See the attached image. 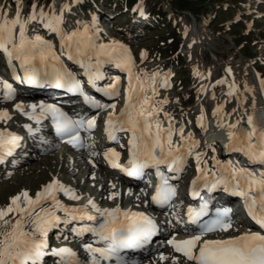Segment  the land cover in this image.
Listing matches in <instances>:
<instances>
[{
  "label": "snow or ice",
  "instance_id": "1",
  "mask_svg": "<svg viewBox=\"0 0 264 264\" xmlns=\"http://www.w3.org/2000/svg\"><path fill=\"white\" fill-rule=\"evenodd\" d=\"M14 2L16 10L13 16H9L5 6L0 4V53L6 56V62L13 71L16 68L13 62H19L28 84L51 83L70 91H81L85 85H91L105 95L118 96L119 76L107 86L97 87L96 82L104 79L101 67L114 62L116 67L127 73L124 107L117 112L115 104L110 105L112 111L103 120V130L109 141L119 142L121 134L127 136L126 162L121 163V153L115 148H108L104 152L105 159L113 169L136 178H143L146 170L154 169L159 182L150 200L155 205L170 207L177 191L171 181L180 178L188 158L193 157L197 176L191 181V195L199 196L201 189L212 193L223 186L225 191L244 198L248 216L260 229L227 238H206L208 233L234 230V225L229 215L230 209L217 210L213 218L203 219L208 216V201L202 198L198 208L189 206L187 209L188 223L196 225L193 234L183 239L170 234L171 238L167 240V244L179 255L169 257L161 253L159 260L171 259L172 264H181V258L184 264H264V130L257 127L254 116L245 115L230 121L226 117H231L232 113H225L223 105H217L212 112L217 127L227 129L226 150L242 154L251 164H259V170L243 165L239 160L221 161L215 155L211 157L210 165L209 160L205 159L207 153L196 151L200 141L194 138L192 132L185 135V124L181 122L177 126L175 117L164 111L169 100L160 97L159 89L171 87L170 72L163 76L158 70L149 73L141 69L139 73L135 72V62L126 45L118 41L98 43L99 29L95 16L91 17V23L76 20L75 27L66 28L65 24L72 23L65 17V13H71L68 3L57 10L55 0L46 6L33 2L25 16L23 0ZM73 3H79V0H73ZM139 10L143 15L142 8ZM41 31H45L46 35L40 34ZM57 38L59 49L53 43ZM140 55L142 60L146 59L147 52L142 51ZM62 57L79 65L87 80L78 79L63 64ZM226 71L231 75V68ZM195 74L203 79L201 73ZM224 83V79L216 81V84ZM2 86L4 98L13 99L15 88L8 82H3ZM200 91H206V88L202 85ZM234 91L235 86L230 85L228 95L231 96ZM86 99L97 110L109 107L93 97ZM14 107L37 124L51 116L59 138L73 147H92L84 144L80 132H91L97 127L96 115L74 119L60 107L43 101L29 104L28 111H25L22 102L16 103ZM8 119H11L8 111L0 110V120ZM205 121L206 116L201 107L197 124L204 131L207 130ZM25 127L30 134L40 131L31 124ZM174 136L179 139L174 140ZM22 139L6 129L0 130V164L21 147ZM41 144L49 142L41 137ZM208 148L215 153L214 145L209 144ZM91 155L96 156L97 153L93 151ZM161 166H165L167 172L173 175H166ZM111 187L116 189L115 184ZM59 192L70 199L81 198L74 189L53 179L36 193L35 198L23 190L12 196L5 207H0V228L4 229L0 231V264H41L48 247L47 237L52 229L58 228L61 223L97 220V217L87 214L88 205L103 218L96 226L83 225L73 229L78 234L94 233L98 241L103 242V246L86 245L91 257L88 264L113 260L115 264H129L122 253L125 250L143 249L157 235L156 222L142 212L121 210L119 206L101 209L91 199L82 207L70 208L57 198ZM141 193H144L143 189ZM120 194L119 191H112L108 198L115 199ZM128 194L131 195V190ZM48 201L52 203L44 207ZM58 212L64 213V216L58 215ZM183 230L188 231L186 227ZM53 252L62 257V264H80L76 253L67 247L54 249Z\"/></svg>",
  "mask_w": 264,
  "mask_h": 264
},
{
  "label": "rangeland",
  "instance_id": "2",
  "mask_svg": "<svg viewBox=\"0 0 264 264\" xmlns=\"http://www.w3.org/2000/svg\"><path fill=\"white\" fill-rule=\"evenodd\" d=\"M33 2L46 6L51 0H23L25 16ZM55 3L57 10L64 3L71 5V13H65L66 20L72 22L65 24L68 29L75 27L76 20L91 23V17L96 13L90 14V11L97 12L98 43L118 41L126 45L138 62L135 72L139 73L141 69L149 73L158 70L161 76L170 72L171 87L159 89L160 97H167L169 100L164 111L170 112L178 125L184 123L185 128H189L199 141L203 138H208L206 142L218 140L216 136L220 132L214 134L210 129L211 126H216V117H212V112L217 105H223L225 113H232L231 117H226L229 120L237 113H258L264 117V0H79V3H73V0H55ZM0 4L5 6L9 16L14 15V0H0ZM141 8L143 15L140 14ZM135 29L140 32L132 33ZM54 41L57 42V39ZM142 51L147 52V57L143 60L140 55ZM228 68L232 70L231 75L226 71ZM196 72L201 73L203 79ZM219 79L227 80L226 83L231 81L235 86V94L228 95L229 84H216ZM202 85L206 91H200ZM201 107L206 116L205 123L210 129L205 133L197 124ZM233 109L236 111L232 112ZM8 113L11 119L4 121L2 126L0 124V130L23 132L26 129L23 118ZM37 142L41 145L39 153L25 150L27 157L13 155L0 164V207H5L10 198L21 191H29L34 182L35 189L28 193L35 198L36 193L49 184L53 176L65 187L74 189L81 197L79 200L72 199L73 202H81L86 196L88 199L100 196L103 202L107 200L111 204H117L119 200L125 204L132 201V195L136 193L129 195L127 192L123 196L120 194L115 199H109V194L112 191L120 192V188L114 190L111 187L112 184L116 185V181L102 183L103 174L97 171L96 166L88 169L90 164L86 158H82L76 174L59 172L62 155L70 163L73 156H80L79 152L62 147L57 150L54 147L48 151L44 150L48 144L42 145L40 137ZM213 155L211 151L210 158ZM46 157H50V165L45 164ZM26 159L31 160L22 164ZM40 170L45 177L40 176ZM77 180L80 182L79 186H76ZM68 198L62 193L58 199L66 205ZM138 198L141 200L140 195ZM135 202L140 204L137 199ZM51 203L49 201L44 207ZM57 214L62 216L61 212ZM65 226L66 224L61 223L58 228L49 232L46 253L54 254V249L73 243ZM3 230L0 228V231ZM166 249L165 247L155 254L163 253L168 256ZM154 256L148 255L146 258L149 262L155 258L153 263L156 264L158 255ZM159 264L169 263L160 261Z\"/></svg>",
  "mask_w": 264,
  "mask_h": 264
},
{
  "label": "bare ground",
  "instance_id": "3",
  "mask_svg": "<svg viewBox=\"0 0 264 264\" xmlns=\"http://www.w3.org/2000/svg\"><path fill=\"white\" fill-rule=\"evenodd\" d=\"M44 34H46V32H44ZM1 54V53H0ZM227 76V78L229 79V76L228 75H226ZM44 85H46V83H43ZM228 84L229 85H233L232 84V82L231 81H229L228 80ZM52 85H54V84H52ZM53 87H55V88H57L55 85L53 86ZM47 89H45V91H46ZM26 93V92H25ZM37 98V102H35V103H39V102H41V101H43V102H46V100H47V96H45V94L43 93V92H38L37 94H36V96H34V95H32L31 96V94H26L25 96H23V99H22V101H27V102H29V101H32V100H35ZM32 99V100H31ZM237 99H239L238 97H237ZM21 101H19V100H17V101H15V102H5V103H1L0 102V110H7L8 112H11V114H15V115H18V116H21V117H23L24 115L22 114V113H20L18 110H16L15 109V107H14V105L16 104V103H20ZM34 102H32V103H34ZM31 103V104H32ZM239 104H240V101L238 102ZM24 105V104H23ZM25 111H28V108H25ZM241 116H245V114H243V113H237V114H235V116L234 117H232L231 118V120L230 121H234L235 119H237V118H239V117H241ZM253 116H254V122H255V124L257 125V127L259 128V124H264V117L263 116H261V115H259L258 113H254L253 114ZM34 121V120H33ZM3 123H4V120H2V121H0V124H1V126L3 125ZM37 124V123H36ZM262 128L264 129V125L262 126ZM259 129H261V127L259 128ZM27 132H28V130H26ZM226 134V133H225ZM224 134V135H225ZM92 142V141H91ZM98 144V143H97ZM96 144V145H97ZM51 145L52 144H50V146H48L46 149L49 151V150H52L54 147H51ZM68 149V148H67ZM71 151H75V150H73L72 148H69ZM68 149V150H69ZM45 150V149H44ZM93 152V151H92ZM91 152V153H92ZM83 153H85L84 151L82 152V154H80V156L79 157H76V156H73L72 157V162H70L69 163V160H68V158L65 156V155H62V157H61V162L59 163V172H62V173H65V172H69L70 174L71 173H75V171H78L79 170V164H81V162H82V158H83V160H84V158H91V157H93L92 155H91V153H89L88 152V154H87V156L86 155H83ZM51 156V155H50ZM50 157H46V158H44V161H45V164L47 163L48 165H50V163H51V161H49L50 159H49ZM93 159V158H92ZM95 159V158H94ZM30 160L31 159H26L25 161H23V163L22 164H26V163H29L30 162ZM66 163V165H64V164ZM63 164V165H62ZM50 168H52V167H50ZM40 176L41 177H45V174H44V172L43 171H41L40 170ZM76 174V173H75ZM184 174L186 175L185 177L186 178H184L187 182H188V180H190V178H191V176L189 175V173H187V171H184ZM87 175H89V172H87ZM86 175V176H87ZM79 180H77L76 181V186H79L80 185V182H78ZM109 182V180L106 182V184ZM110 182H115L113 179H111V181ZM18 184H19V182H18ZM86 184V183H85ZM105 184V183H104ZM81 185H83V183L81 184ZM35 187H36V183L34 182L33 184H31L30 185V187H29V193L30 192H32L34 189H35ZM125 189L126 188H124L120 193H121V195L123 196V194L125 193ZM101 190V189H100ZM62 196V193L61 192H59V193H57V198H59V197H61ZM140 197L142 198V201H143V196L140 194ZM87 196L85 197V199L84 200H82L81 202L80 201H76V202H73V200L72 199H70V198H68V199H66V201H67V204L66 205H68V207H70V208H73V207H82L83 205H84V201H87ZM49 202V201H48ZM47 202V203H48ZM46 204V203H45ZM111 206H113V205H111ZM116 206H113L112 208H115ZM133 208V207H132ZM120 209L122 210L123 208H121L120 207ZM129 209H131V207L129 208ZM59 215V214H58ZM62 216H64V213L62 214ZM66 228V227H65ZM213 235H215V234H213ZM213 235H211V237L213 236ZM87 243V242H86ZM171 245H168V248L166 249V251L169 253V257H171V256H173V255H176L174 252H172L171 251V247H170ZM161 254V253H160ZM160 254H158V257H157V263L156 264H159L160 263V260H159V255ZM147 255L146 256H142V257H140L139 259H138V261H136L135 262V264H139V261L140 260H142V262H141V264L144 262V263H147V264H155V263H153V259H155V258H153L152 260H150V262L147 260ZM155 257V256H154ZM130 258H132V257H129L128 259H130ZM55 259V258H54ZM54 259H53V261L52 262H54ZM55 262H57V260H55ZM112 262H114V264H115V261H111V262H105V263H101V264H111ZM130 264H132L131 262L132 261H128ZM168 263L169 264H172V261H171V259H169L168 260ZM181 263L182 264H184V262H183V258H181Z\"/></svg>",
  "mask_w": 264,
  "mask_h": 264
},
{
  "label": "water",
  "instance_id": "4",
  "mask_svg": "<svg viewBox=\"0 0 264 264\" xmlns=\"http://www.w3.org/2000/svg\"><path fill=\"white\" fill-rule=\"evenodd\" d=\"M246 126V125H245Z\"/></svg>",
  "mask_w": 264,
  "mask_h": 264
}]
</instances>
